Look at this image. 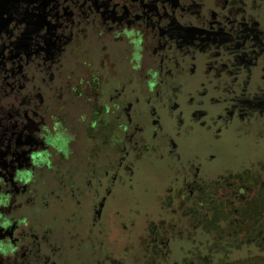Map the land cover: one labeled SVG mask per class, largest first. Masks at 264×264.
<instances>
[{
    "label": "flooded vegetation",
    "instance_id": "flooded-vegetation-1",
    "mask_svg": "<svg viewBox=\"0 0 264 264\" xmlns=\"http://www.w3.org/2000/svg\"><path fill=\"white\" fill-rule=\"evenodd\" d=\"M19 9L0 264H264V0Z\"/></svg>",
    "mask_w": 264,
    "mask_h": 264
},
{
    "label": "water",
    "instance_id": "water-1",
    "mask_svg": "<svg viewBox=\"0 0 264 264\" xmlns=\"http://www.w3.org/2000/svg\"><path fill=\"white\" fill-rule=\"evenodd\" d=\"M21 0H0V45L4 46L3 37L6 36L9 26L20 25L17 19L20 18ZM23 13V12H22Z\"/></svg>",
    "mask_w": 264,
    "mask_h": 264
}]
</instances>
